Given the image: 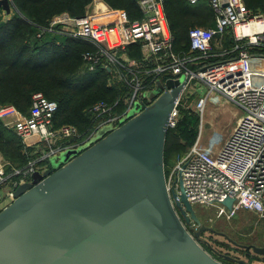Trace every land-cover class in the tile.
<instances>
[{
	"label": "built area",
	"instance_id": "built-area-1",
	"mask_svg": "<svg viewBox=\"0 0 264 264\" xmlns=\"http://www.w3.org/2000/svg\"><path fill=\"white\" fill-rule=\"evenodd\" d=\"M188 1L192 4L207 1L216 19L214 26L190 28L188 52L174 49L164 0H138L143 18L130 19L126 10L107 5L104 0H93L85 15L73 16L64 11L51 18L50 29L88 40L96 46L95 50L84 53L89 69H95L100 63L115 67L114 72L129 88L126 107L113 110L118 101L114 105L106 100L96 101L89 110L98 117L105 115L104 118L83 138L72 141L81 137L79 128L74 124L54 126L58 102L42 91L33 94L29 114L22 113L13 103H0V118L15 128L27 150L32 148L37 153L25 167L10 173L8 162L0 163V209L15 198V189L20 183L30 181L34 171L52 166V155L69 147L80 151L150 105L167 87V80L182 77L187 81L176 100L170 126L177 124L181 106L195 109L200 125L196 141L176 159L167 175L173 203L176 201L173 190L181 192V180L193 204L216 206L218 216L232 217L241 209L264 215V52L250 49L252 46L264 48V13L249 7L245 0ZM227 27L233 30L236 40L233 49L237 54L209 61L211 56L225 53L215 51L213 40ZM137 41H141V59L130 56L126 50ZM159 80L163 83L161 90L156 88ZM192 85L195 91L205 89L194 102L190 100ZM214 96L234 102L242 109L223 143L217 146L204 143L202 134L206 105ZM43 161V165H38ZM18 173L20 178L12 179L11 175ZM4 188H7L5 192ZM228 196L234 198L232 208L224 203ZM191 225L194 226L189 227L191 230L198 228L194 220Z\"/></svg>",
	"mask_w": 264,
	"mask_h": 264
},
{
	"label": "water",
	"instance_id": "water-1",
	"mask_svg": "<svg viewBox=\"0 0 264 264\" xmlns=\"http://www.w3.org/2000/svg\"><path fill=\"white\" fill-rule=\"evenodd\" d=\"M0 6L11 12V0ZM186 81L167 80L150 105L20 183L0 209V264H229L199 238L229 235L203 222L181 180L175 204L168 189L166 137ZM244 245L264 254V241Z\"/></svg>",
	"mask_w": 264,
	"mask_h": 264
},
{
	"label": "trees",
	"instance_id": "trees-1",
	"mask_svg": "<svg viewBox=\"0 0 264 264\" xmlns=\"http://www.w3.org/2000/svg\"><path fill=\"white\" fill-rule=\"evenodd\" d=\"M93 0H12L13 9L5 12L0 6V103H13L24 114H29L33 94L42 91L48 98L58 102L53 116V125L74 124L81 137L87 135L105 115L97 116L89 110L99 100L114 105L113 110L126 107L125 96L129 88L125 81L108 68L98 64L89 69L84 57L86 51L96 46L85 39L50 29L51 18L64 11L73 16L87 13ZM109 5L124 9L130 19L143 18L138 0H105ZM255 11L264 13V0H245ZM11 2V3H12ZM165 11L174 36V49L188 52L191 48L189 30L194 25L214 26V10L203 1L192 4L188 0H164ZM60 26V25H58ZM42 32L38 35V32ZM215 40V39H214ZM213 44L215 47V41ZM224 47L230 50L210 57L209 61L235 56L236 40L232 28L222 34ZM252 52H264V48L252 46ZM126 50L129 55L142 58L141 41L131 43ZM216 51H220L215 47ZM196 67V65H192ZM149 81V78L147 79ZM192 95L190 100H192ZM181 114L175 126H170L165 144V165L168 175L173 163L196 141L200 117L195 109L181 106ZM182 148V149H181ZM25 148V143L15 128L0 118V152L7 161L8 173L25 167L37 153ZM61 160L58 157L59 161ZM40 162L38 165H43ZM53 163V162H52ZM21 174H12L19 179ZM190 228V224L188 225ZM212 253L228 262L224 255L206 246Z\"/></svg>",
	"mask_w": 264,
	"mask_h": 264
},
{
	"label": "rangeland",
	"instance_id": "rangeland-1",
	"mask_svg": "<svg viewBox=\"0 0 264 264\" xmlns=\"http://www.w3.org/2000/svg\"><path fill=\"white\" fill-rule=\"evenodd\" d=\"M162 85H163L162 81L159 80L156 84L157 90H161ZM194 87L195 86L192 85L191 88L189 89L191 91L190 94H192V92L194 93L195 91ZM197 92H200L201 94L205 93L204 87L200 88ZM194 101L196 100L193 99V102ZM222 101L225 102V104L226 103L227 104L225 105L223 102L213 103V104L209 102L207 104L206 115L207 117L210 116L211 119H209L208 125H205V127L203 128L204 142H206L207 137L209 136L211 130L212 129L214 130L213 128L214 125V127L216 126L215 127L216 129H219L218 132L222 135V138H220L218 143L219 144L223 143L224 137H226L229 134L231 128L235 123L234 114L231 111V109L238 108L240 109L239 114L242 113V109L236 103L234 102L228 103V101L225 100ZM228 105H230V107H228ZM218 126L220 128H218ZM73 150H74L73 147L62 149L57 154L52 155L51 159L52 161H56L58 157L61 158L64 154ZM184 154L185 153L181 155ZM71 155L72 154H70V156ZM177 157L179 158L180 156ZM6 190L7 188H4V192ZM195 208L198 215L203 220V222L212 225L219 230H223L229 235V239H228L227 235L215 231L212 232L211 230H205V233L203 235V238L207 237L210 240V242L213 244V246L223 251V253L228 252L231 255L236 253L239 256H242L244 259L248 257L250 258V256L252 255L250 252H253L255 254L253 248L252 247L249 248L251 249V251H248L249 252L248 254L247 250L236 247V244H234L235 242L234 240L237 239L239 241L246 243L250 241H254L256 243H262L264 240V215H262L259 212L248 209H241L234 216L227 217L224 215L218 216L216 206L196 204ZM191 227L194 226L191 225ZM255 259L263 262L264 255H259V257Z\"/></svg>",
	"mask_w": 264,
	"mask_h": 264
},
{
	"label": "crops",
	"instance_id": "crops-1",
	"mask_svg": "<svg viewBox=\"0 0 264 264\" xmlns=\"http://www.w3.org/2000/svg\"><path fill=\"white\" fill-rule=\"evenodd\" d=\"M105 1V0H104ZM11 2H12V0H11ZM203 2V1H202ZM105 3L107 4V5H109L106 1H105ZM201 3V2H200ZM199 4V3H198ZM13 2H12V4H11V8L13 9ZM93 6V3H91L90 4V8ZM3 9H4V11L7 13L8 11H7V9L6 8H4L3 7ZM12 9H11V11H12ZM9 13V12H8ZM167 19H168V17H167ZM213 21H214V24H215V22H216V19H215V14H214V16H213ZM168 22H169V20H168ZM169 26H170V24H169ZM215 47L217 48V49H219L221 52H227V51H229L230 49L228 48H226V47H224V45H223V43H222V34H220V35H218V36H216V38H215ZM215 47H214V49H215ZM231 50H234L233 49V47H232V49ZM216 51V50H215ZM130 57V56H129ZM196 82H200V80H197ZM201 93L200 92H197V91H194V93H192L191 95H192V98L193 99H195V100H197V98H198V96L200 95ZM222 100H225V101H227L226 99H224V98H221V97H219V96H214L213 97V100L211 101L210 100V102L213 104V103H219V102H223ZM230 101H228V103H229ZM209 103V102H208ZM224 104H225V102H223ZM227 104V103H226ZM225 104V105H226ZM228 107H230V105H228ZM206 108H207V105H206ZM235 109V110H234ZM234 109H231V111L233 112V114H234V118H235V120H236V118H237V116L239 115V110L240 109H238V108H234ZM209 119H211L210 118V116L209 117H207V115H206V109H205V119L203 120V126L205 127V125H208V123H209ZM203 127V128H204ZM209 127V126H208ZM216 127V126H215ZM214 127V125H213V128H214V130L212 131L211 130V132H210V134H209V136L207 137V140H206V142H204V143H206L207 145H209V144H216V146L219 144L218 143V141L220 140V138H222V135L218 132V130L219 129H216ZM218 128H220L219 126H218ZM216 131V132H215ZM202 134H203V129H202ZM4 160V158H3V155L1 154V152H0V162L1 161H3ZM234 216V215H233ZM248 254H249V252H247ZM255 257H259V256H255Z\"/></svg>",
	"mask_w": 264,
	"mask_h": 264
},
{
	"label": "flooded vegetation",
	"instance_id": "flooded-vegetation-1",
	"mask_svg": "<svg viewBox=\"0 0 264 264\" xmlns=\"http://www.w3.org/2000/svg\"><path fill=\"white\" fill-rule=\"evenodd\" d=\"M191 224H192V222L190 223V226H191ZM191 228H194V227H191ZM217 230H219V229H217ZM214 232V231H213ZM215 232H217V231H215ZM204 233H205V231H203L201 234H200V240L202 241V243L205 245V246H209L211 249H213L214 251H216V253L218 254V255H224L225 256V254L226 253H228V252H225V253H223V251H221V250H219L218 248H216V247H214L213 246V244L210 242V240L207 238V237H204L203 238V235H204ZM227 237V236H226ZM232 237V236H231ZM228 239H229V237H227ZM235 239V238H234ZM237 242H234V244H236V247H239V248H243V249H245V250H247V252L248 251H251V249H249L248 247H246L244 244H252V243H256V242H254V241H250V242H242V241H239V240H237V239H235ZM264 241V240H263ZM263 243V242H262ZM262 243H257V244H262ZM251 248V247H250ZM252 255L250 256V258L248 257V258H246V259H244L242 256H239L238 254H230V256H231V258H228L227 256L225 257V258H228V263L229 264H246L247 263V261H252V262H254V263H257V262H262V261H260V260H257V259H255V258H257V257H255V256H259V255H264V254H257V253H253V252H250ZM241 260H244L243 262H241ZM263 262H264V260H263Z\"/></svg>",
	"mask_w": 264,
	"mask_h": 264
},
{
	"label": "bare ground",
	"instance_id": "bare-ground-1",
	"mask_svg": "<svg viewBox=\"0 0 264 264\" xmlns=\"http://www.w3.org/2000/svg\"><path fill=\"white\" fill-rule=\"evenodd\" d=\"M101 5H105V3L104 2H101Z\"/></svg>",
	"mask_w": 264,
	"mask_h": 264
}]
</instances>
